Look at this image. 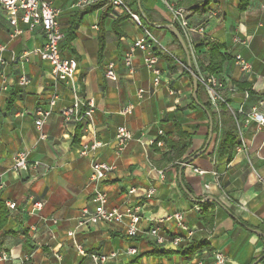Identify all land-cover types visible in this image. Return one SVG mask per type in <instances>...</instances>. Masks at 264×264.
Returning <instances> with one entry per match:
<instances>
[{"label":"crops","instance_id":"obj_1","mask_svg":"<svg viewBox=\"0 0 264 264\" xmlns=\"http://www.w3.org/2000/svg\"><path fill=\"white\" fill-rule=\"evenodd\" d=\"M48 1L59 9L57 19L65 34L61 53L77 59L79 93L95 101L93 122L77 129V123L63 119L60 111L73 99L69 84L52 74L46 60L32 53L23 56L43 45L40 26L29 29L20 19L10 22L0 5V45L4 47L0 50V201L11 200L17 205L16 210L5 206L8 219L0 229V252L4 251L8 260L0 264H58L54 253L61 255L60 264H95L78 254L74 241L87 251L108 255L102 264L207 263L215 250L225 254L226 264H252L264 255V128H258L255 121L244 124L246 148L234 150L229 160L213 156L214 132L204 148L209 133L207 114L192 98V77L185 70L182 47L161 26L172 23L167 3L187 10L191 26L202 27L201 31L194 28L190 41L185 40L202 69L208 64L211 44L220 46L224 59L216 72L225 85L221 93L242 120L239 109L247 112L258 105L264 112V0H249L244 10H239V0H209L206 5L199 0H123L144 19L150 35L161 45L157 49L160 84L139 100L136 91L151 89L153 76L138 50L132 53L133 73L123 63L132 41L143 33L131 16L122 17L125 11L105 0L89 8L77 6V0ZM209 8L215 9L213 16H208ZM84 10L68 41L71 23ZM15 27L22 33L11 36ZM235 37L247 40L248 46L235 42ZM235 53L251 63L249 71L239 69L233 60ZM109 61L115 62L116 80L104 76ZM21 75L28 77L27 85H19ZM53 97L55 105L42 125L45 138H40L34 110L38 105L47 107ZM127 101L136 102V106L131 114L121 115L119 110ZM119 126H125L133 137L117 152L115 132ZM177 128L187 133L179 157L167 145L169 139H177ZM159 140L162 146L157 144ZM92 141L99 145L80 155L81 144ZM20 150L28 152L30 162L41 164L26 171L14 170L13 156ZM93 160L113 165L98 184L89 178ZM96 186L107 193L108 208L125 211L138 206L141 235L127 236L125 221L78 226L80 210L92 206ZM130 187L136 191L129 194ZM150 187L155 191L147 197ZM30 196L43 202L41 210L32 215L28 212ZM175 212L182 214L192 230L185 244L197 241L201 246L190 259L176 252L149 254L156 245L147 234L150 227L159 226L169 235L186 233L172 217ZM33 224L36 231L29 229ZM68 231H73V236H68ZM130 247L136 249L134 254L127 252ZM256 264H264V257Z\"/></svg>","mask_w":264,"mask_h":264},{"label":"built area","instance_id":"obj_2","mask_svg":"<svg viewBox=\"0 0 264 264\" xmlns=\"http://www.w3.org/2000/svg\"><path fill=\"white\" fill-rule=\"evenodd\" d=\"M101 0H77L76 5L79 7H86L92 3H95ZM111 4V6L121 9L122 11L127 12L131 18L141 27L143 33L140 36H137L130 46L128 52H126L123 57V63L127 68L129 73H133L134 67L132 64V53L135 50H138L142 54V61L146 69L153 76L152 78V88L144 89L139 88L136 91L137 99H141L144 94H150L160 84L161 78V69L157 66L158 61V48H161L160 43L150 35L147 27L141 23L139 15L135 12H132L128 9L127 5L123 0H105ZM0 5L3 8L7 19L15 23L16 19L25 24L29 29H34L35 27L40 26L44 34V43L40 47H35L29 52H25L23 56L32 53L37 55L43 60H46L50 65V70L52 74L61 80L67 81L71 91L73 92L72 101L64 106L60 113L64 120L71 121L74 123H81L82 125L89 126L93 122V111L95 108V101L92 97H82L79 93V85L76 80V72L78 67V62L74 56H64L61 53L60 43L63 40L65 34L61 29L57 16L59 14V9L54 6L48 0H0ZM167 8L170 11L172 24H177L182 32V36L185 40L190 41V32L197 28L202 30V27L199 25L197 27L191 26L187 18V10L181 6H175L167 3ZM208 16H213L216 11L213 8L207 10ZM97 28L96 25L93 26ZM22 30L19 28H14L11 36H16L21 34ZM235 42H241L244 45L248 46L247 40H240L235 37ZM4 47L0 45V50L2 51ZM192 58L194 60V65L196 69V75L198 80L202 83L207 98L210 102L211 108L219 114L222 106H224L231 114L235 133H236V144L234 150H245V141L242 134V126L250 121H255L258 125V128H264V112L260 111L258 105H254L247 112L239 109V112L243 113V119L239 120L237 117V111H234L229 104V102L224 98L221 91L224 88V81L215 72H209L205 69L200 68L196 62V55L193 50L190 51ZM233 60L238 65L241 71H249L251 69V63L242 57L240 53H235ZM2 59H0V62ZM104 76L110 80H116L117 74L115 71V62L109 61L105 65ZM19 85H27L29 79L25 75H21L18 79ZM56 99L53 97L50 99L47 107L38 105L34 110L35 115V127L39 131L40 138H45V134L42 131V125L50 116L53 106L55 105ZM136 106V102L127 101L119 110L121 115L131 114ZM162 131L159 130V133ZM132 133L125 127L119 126L115 132V150L117 152L122 151L130 139H132ZM215 142H216V133H215ZM159 146L163 145V141H157ZM99 145L98 141L85 142L82 143L79 149L80 155H86L89 152L93 151ZM41 163L39 161L30 162L29 154L27 151L20 150L17 151L12 160V168L18 172L26 171L31 168H36ZM113 165L93 160L91 162V171L89 178L91 182L98 184L101 183L107 176V174L112 170ZM195 171L202 172L195 168ZM159 176L163 177V172L158 171ZM3 188V184L0 181V190ZM136 191L135 187H130L128 193H134ZM154 187L147 189L146 196H151L154 193ZM31 198V207L29 213L35 214L41 210L43 207V202L41 200L35 199L33 196ZM108 196L103 188L96 186L92 195L91 203L92 206H84L81 208L80 213L77 217L78 226L85 227L89 224H96L100 222H116L123 223L125 221V233L129 237H136L141 235L144 231L140 226L141 216L139 214L138 206H131L125 211L118 210L117 208H108L107 207ZM4 205L9 210H16L17 205L14 201L5 200ZM172 217L176 220L177 225L186 231L184 235H169L163 232L159 226H152L148 229L147 234L155 241L156 244L164 248H173L177 249L183 246L191 237L192 230L188 228L184 221L183 216L180 212H175ZM126 219V220H125ZM52 223H57L55 218H51ZM30 230L36 231L37 225H31ZM68 236H73V231L67 232ZM75 248L79 255L89 257L95 264H102L106 261L107 256L104 253L96 251H87L84 247L74 241ZM127 252L134 254L136 249L130 247L127 249ZM113 255V254H112ZM54 257L58 264H60L61 255L59 253H54ZM8 260V255L4 252H0V262ZM227 257L220 250H215L212 253V259L203 263V261H197V264H226Z\"/></svg>","mask_w":264,"mask_h":264},{"label":"trees","instance_id":"obj_3","mask_svg":"<svg viewBox=\"0 0 264 264\" xmlns=\"http://www.w3.org/2000/svg\"><path fill=\"white\" fill-rule=\"evenodd\" d=\"M203 5H206L209 0H199ZM249 3V0H239L238 1V8L239 10H244ZM88 7V6H86ZM89 8V7H88ZM85 12L82 11L79 15L75 17L73 22L71 23L67 40L70 41L74 35V31L80 21L82 13ZM129 16L127 12H124L122 17ZM139 15V14H138ZM120 17V18H122ZM118 18V19H120ZM140 21L142 24H145L146 22L142 17H140ZM175 26L179 29L181 32L180 27L175 24ZM172 34V33H171ZM182 34V32H181ZM174 39L176 40L175 36L172 34ZM220 46L216 43H212L211 47L208 52V64L203 67L205 70L209 72H215L216 70L220 69L221 63L224 59V55L219 52ZM99 49L102 51L103 49V38L102 36L99 39ZM193 70L196 72L195 65L192 62ZM201 68V67H200ZM187 70V68L185 69ZM205 95V97L203 96ZM196 95L198 98V101L205 107V109L209 112L213 127H212V133H216V142L214 144L213 149V156L220 158V157H227V160L230 159L232 153L234 152V146L236 144V133H235V127L233 123L232 116L230 112L222 106V109L219 114H217L210 106V102L207 98V95L205 93L204 87L202 83L198 80L197 82V90ZM77 129L81 127V123H77ZM177 139H169L167 141V145L170 147L171 150H173V154L175 156H181L183 151L185 150V145H181V140L184 139L187 136V133L185 131L180 130L177 128L176 130ZM8 219V211L5 208V205L3 202L0 201V229L6 224ZM263 239H264V235ZM201 242L197 241H191L179 248H177L175 251H172L170 249L164 248L160 246L159 244H156L153 249L149 252V254L154 255H168L169 253H179L182 257H185L187 259H190L196 249L201 246Z\"/></svg>","mask_w":264,"mask_h":264},{"label":"water","instance_id":"obj_4","mask_svg":"<svg viewBox=\"0 0 264 264\" xmlns=\"http://www.w3.org/2000/svg\"><path fill=\"white\" fill-rule=\"evenodd\" d=\"M163 28L169 30L174 36L175 38L177 39L179 45L182 47L184 53H185V56H186V68L187 70L189 71V73L191 74V77H192V84H193V89H192V98L193 100L195 101L196 104H198L207 114V117H208V121H209V133H208V137L206 139V142H205V147H207L208 143L210 142V139H211V136H212V127H213V123H212V119H211V116L209 114V112L205 109V107L198 101V98H197V95H196V90H197V82H198V78H197V75L196 73L194 72L193 70V66H192V58H191V53L189 51V48L186 44V41L185 39L183 38L181 32L179 31V29L175 26V24H172V23H167V24H163L161 25ZM201 151H199L197 154H199ZM194 155V156H196ZM191 157L190 159H188L185 164H189L192 159L194 158ZM179 180H180V177H179ZM184 191L187 192V194L189 196H191V194L185 189V187H183ZM212 199L214 201H216V199L212 196H209L208 199ZM206 199H203V200H196L194 199V201L196 202H204ZM264 257V255H262L261 257H258L252 264H256L257 262H259L262 258Z\"/></svg>","mask_w":264,"mask_h":264}]
</instances>
